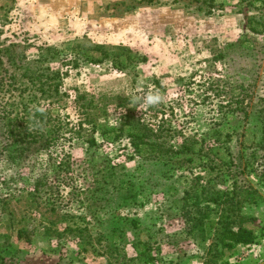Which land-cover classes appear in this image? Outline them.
<instances>
[{
	"label": "rangeland",
	"instance_id": "obj_1",
	"mask_svg": "<svg viewBox=\"0 0 264 264\" xmlns=\"http://www.w3.org/2000/svg\"><path fill=\"white\" fill-rule=\"evenodd\" d=\"M253 16L260 21L250 24ZM0 49L2 76L17 74L21 89L27 66L53 75V87L38 91L40 76L23 98L37 94L30 107L50 109L47 128L56 126L45 146L40 130L21 152L0 121V264H264L255 113L264 99V0H0ZM241 92L243 102L230 100ZM147 93L164 100L143 107ZM138 125L152 130L145 141L181 160L155 159L146 143L136 148L129 133ZM121 190L140 192L123 201ZM186 203L202 208L192 228L181 215ZM125 217L139 221L125 226L126 259L75 235L97 238L125 225L110 219ZM21 228L30 242L18 238ZM240 228L254 242H235ZM137 230L157 241L145 263L131 245Z\"/></svg>",
	"mask_w": 264,
	"mask_h": 264
},
{
	"label": "trees",
	"instance_id": "obj_2",
	"mask_svg": "<svg viewBox=\"0 0 264 264\" xmlns=\"http://www.w3.org/2000/svg\"><path fill=\"white\" fill-rule=\"evenodd\" d=\"M249 20H250L249 21L250 24H253L256 21H260L255 16L249 18ZM250 29L255 33L259 32V31L262 32V29L258 30L253 25H250ZM95 48L101 49V47H96V46H95ZM10 49L11 48L4 50V56L6 54H8V52H10ZM106 50H107V48L102 47V54L103 55H105ZM20 55L23 56L22 54H20ZM16 58H17V55H15V54H10V56L8 57V59H11V60H15ZM41 59H45V57L42 56ZM3 62H4L3 61V51L0 49V88H2L1 91L5 95H7V93H9L7 100H4L5 98L0 99V121L3 123V126L5 127L6 134L9 137V139L11 140L12 144H18L17 150L23 152L26 148V146L22 145L24 142H29V143L35 142L37 140V137H38V135L36 133H38V131H40V130H43V131L47 130L48 134L46 136V140L44 143V146H45L47 143H49V141H51V135L53 134L52 132H54V130H56V126L55 127L53 126L51 128H47L48 126L46 125L50 119H54V116L52 115L50 109L35 110L33 107H30V104L33 101L38 100L37 94H32V97L30 96V98L28 100H26L25 102H24L23 95L29 89H31V86H29V84L30 83L34 84L35 83L34 79L40 78V76L42 78H45V77H47V78H45V79L40 78L39 79V83H37V84H40V86H37L38 91H42V90L44 91L45 85H48L49 89L51 88L50 86L53 87L54 82L50 83L48 80L53 75L49 76V74L45 73V75H47V76H44V74H39V76H38V74L31 71L30 66H27L26 70L21 75H25V78L27 79L28 85H26L25 87H23L21 89V87L19 86V82L21 79H18L17 74L12 73V74H10V76L8 78L6 76H2V71H1L2 68L1 67L3 65ZM13 63H14V61H13ZM18 64L21 65L22 61H19ZM241 85H242V83H238L237 87H240ZM57 89H58V84L55 86V88L53 90L56 92ZM244 99H245V97L243 96L242 92L239 94H233L230 97V100L235 101V102H243ZM57 101H59V99L52 102V104H54ZM242 105L236 107L235 109H238L240 112H242L244 117H248L251 111H249L248 108H246ZM255 113L258 115V117L260 119L259 121H260L261 128L263 131V135H262V138H261L259 145L261 148H264V99H261V105L259 108L256 109ZM136 127L138 128V131H139L138 134L135 135V134H131V132L129 133L130 135H133L132 136L133 143L136 144V148H138L141 143H146L151 148L149 155L155 159H158V160L162 159V157L165 153V156L167 157L166 159H168L169 162L181 160L178 157L174 158L168 152H163L162 151V149L164 147L163 143H159V141H153V142L145 141V138H148L151 135L152 130H150L148 128L141 127V126L139 128V125ZM137 128L134 127V129H137ZM40 133H42V132H40ZM229 135L230 134H228V136ZM186 149H187V145L184 144L183 146H181L179 148L178 152L180 154H182L186 151ZM171 152H173V151L171 150ZM209 154H211V153L207 152L203 155L209 156ZM201 190H206L205 186H203ZM121 191L123 192V201L127 200V198H128L127 195L134 197L137 193L140 192V190H135V193H133V190H121ZM188 195H189V192H186V197ZM90 196L93 199L97 198L95 191L90 192ZM56 204H57L56 201L53 200V205H56ZM193 206H194L195 210H193V208H192ZM181 208H182L181 215L184 217L188 226L192 228V219H194V220L198 219V216L195 215V211L197 212L202 208L197 206L195 203L193 205H192V203H189V204L186 203ZM89 209L91 211V208H89ZM51 210L54 211L55 209L51 208ZM110 222L112 224L119 223V222H122V223L125 222V225H118L116 227H111L108 231H101L97 238H92L87 233H86L87 234V236H86V234L83 231H80V232H78V234H76L77 230H74V228H72V227H68L67 229L71 232H73V231L76 232L75 235L77 238H79V240L84 242L86 245H90L94 249V251H98V253L101 252L102 255H106L109 259L111 257H114V255H116V256L118 255V256L122 257L123 259H126V256L122 253V250L125 248V243H124V241H125V226L127 224H129L128 225L129 228H131V227L137 228L139 226V225H137L139 223V221L137 218H130V217L126 218L125 217L123 219L122 218H117V219L113 218V219H110ZM215 224H216L215 220L211 219L209 227H213ZM225 225L226 226H224L225 228H224L223 234L230 233V230L228 229L229 228L228 223H225ZM136 233H137L139 239H137L136 241H133L131 245L133 247H135L136 249H137V247L140 246L141 252L138 256V258H140V261L142 263H145V262L150 261V259H154L153 256L149 255V251L151 250L152 246L157 245V241L152 240V238L143 239L142 238L143 231H141V230H137ZM231 233L234 236L235 242H238V243L247 244V243H252L255 240V236H254L253 232L246 229V228H240V229H238L237 232H231ZM18 238L19 239H25L26 241L30 242L31 241V234L29 233V231L27 229L21 228L18 230ZM143 245H144V248H143ZM102 248L105 250H103ZM148 256H149V258H148ZM143 257L148 258L149 260L145 261L143 259ZM5 262H6V258L3 257L1 259V263L5 264Z\"/></svg>",
	"mask_w": 264,
	"mask_h": 264
},
{
	"label": "clouds",
	"instance_id": "obj_3",
	"mask_svg": "<svg viewBox=\"0 0 264 264\" xmlns=\"http://www.w3.org/2000/svg\"><path fill=\"white\" fill-rule=\"evenodd\" d=\"M143 107H151L163 102L164 97L157 93H147L140 98ZM143 107L140 108L143 110Z\"/></svg>",
	"mask_w": 264,
	"mask_h": 264
}]
</instances>
